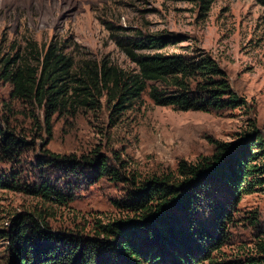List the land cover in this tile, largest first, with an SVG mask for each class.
<instances>
[{
	"label": "trees",
	"instance_id": "16d2710c",
	"mask_svg": "<svg viewBox=\"0 0 264 264\" xmlns=\"http://www.w3.org/2000/svg\"><path fill=\"white\" fill-rule=\"evenodd\" d=\"M194 1L207 12L214 0ZM254 1L264 7V0ZM113 39L136 65L135 70H123L107 60H84L75 67L57 42L39 47L27 40L22 53L1 59L0 77L12 86V97L43 106L46 123L55 112L94 106L103 95L112 103L110 115L116 117L145 91L156 105L182 111L221 113L251 108L231 86L226 70L208 53L142 52L175 42L170 35L136 32L115 34ZM27 145L8 119L0 117V162L17 163ZM42 151L43 156L36 157L37 180L21 181L11 167L0 172V189L64 206L73 200V190L80 184L110 177L127 185L114 205L128 214L104 223L97 220L92 231L84 233L52 228L48 213L36 206L15 212L0 227L5 264L212 263V254L227 242L226 231L242 195L264 186V129L254 118L235 140L215 141L210 155L194 162L181 159L174 171L145 178L126 174L122 163L117 168L99 152L78 157ZM51 169L58 173L54 181L47 174ZM248 219L259 227L256 215ZM255 251V255L222 264H264L263 238L256 241Z\"/></svg>",
	"mask_w": 264,
	"mask_h": 264
},
{
	"label": "rangeland",
	"instance_id": "374dc122",
	"mask_svg": "<svg viewBox=\"0 0 264 264\" xmlns=\"http://www.w3.org/2000/svg\"><path fill=\"white\" fill-rule=\"evenodd\" d=\"M136 32L170 35L176 40L142 52L213 56L251 108L221 113L182 111L156 105L145 91L116 117L110 115L112 103L103 95L94 106L68 107L46 123L43 106L12 97V86L0 77V117L8 119L28 143L17 163L0 162V172L12 167L21 181L37 180L36 157L48 149L78 157L99 152L117 168L122 163L126 174L145 178L174 171L181 159L194 162L210 155L215 141L235 140L253 118L264 129V7L254 0H214L207 12L194 0H0V61L22 53L27 40H33L39 47L57 42L75 67L84 60H107L132 71L136 65L115 44L113 35ZM47 174L52 181L58 178L53 169ZM73 191L74 198L67 205L51 206L30 194L0 189V227L15 212L35 206L48 213L52 228L84 233H90L97 220L104 223L128 214L114 205L127 185L110 177L82 183ZM253 214L259 227L248 219ZM263 229L264 186L242 195L226 231L227 242L212 254V263L199 264L255 255L256 241L264 239ZM6 256L0 240V264H5Z\"/></svg>",
	"mask_w": 264,
	"mask_h": 264
}]
</instances>
